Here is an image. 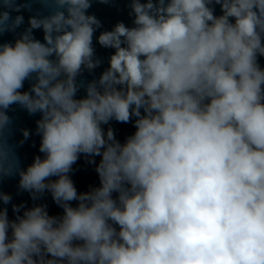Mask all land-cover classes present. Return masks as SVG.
<instances>
[{
    "label": "clouds",
    "instance_id": "9594fccd",
    "mask_svg": "<svg viewBox=\"0 0 264 264\" xmlns=\"http://www.w3.org/2000/svg\"><path fill=\"white\" fill-rule=\"evenodd\" d=\"M116 2L0 0V264H264V0Z\"/></svg>",
    "mask_w": 264,
    "mask_h": 264
},
{
    "label": "water",
    "instance_id": "95a60500",
    "mask_svg": "<svg viewBox=\"0 0 264 264\" xmlns=\"http://www.w3.org/2000/svg\"><path fill=\"white\" fill-rule=\"evenodd\" d=\"M261 66H264V58H261L260 60ZM103 70V68L97 69L96 74L99 75V73ZM15 121V135L13 137L14 141H18L22 138L20 129L22 128H28L31 130H34L35 128V120L39 118V116H28L26 112L23 110H20L17 108L15 111L9 113ZM112 127L116 130L117 138L123 141V139L131 134L134 129L131 124H118L116 122H112ZM36 142V147H32V141ZM38 146H39V137L33 135L28 142H26L22 147L18 148V154L20 156L22 165H27L31 163L32 158L34 155L40 154L38 152ZM99 159V158H97ZM74 173L72 174V179L78 189V191H86L88 190V187L90 185H97L98 184V178L94 171V166L89 165L85 162L84 158L82 157L80 160H78L77 164L74 165ZM17 179H6L2 185H0V189H2L5 192H9L13 195V203H20L21 201H27L28 205L31 206V201L29 199V196L27 193H22L20 195H17L16 191V183ZM46 202L49 205V213L50 214H58L61 212V209H59L51 200V197L48 196L46 198ZM13 216L11 207L9 206V217L11 218Z\"/></svg>",
    "mask_w": 264,
    "mask_h": 264
}]
</instances>
